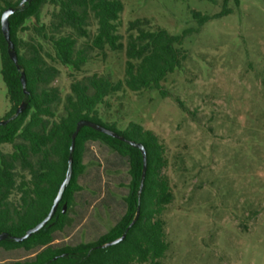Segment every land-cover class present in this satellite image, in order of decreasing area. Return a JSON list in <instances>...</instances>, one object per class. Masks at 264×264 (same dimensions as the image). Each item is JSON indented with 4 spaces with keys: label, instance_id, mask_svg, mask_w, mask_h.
<instances>
[{
    "label": "rangeland",
    "instance_id": "obj_1",
    "mask_svg": "<svg viewBox=\"0 0 264 264\" xmlns=\"http://www.w3.org/2000/svg\"><path fill=\"white\" fill-rule=\"evenodd\" d=\"M122 2L119 33L125 46L136 20H149L151 30L186 34L180 46L186 61L163 83L167 97L158 90L124 88L99 107L103 123L116 124L119 131L139 124L166 146L164 173L174 202L164 216L170 250L163 264H264V0ZM224 10L231 13L222 16ZM53 11L44 7L40 21L29 20L21 37L40 42L48 63L60 71L58 120L72 83L93 74L123 81L127 57L125 49L89 50L81 72L53 62L47 57L55 56L52 44L34 31L51 23ZM195 14L211 19L200 27ZM97 27L91 19L90 37L79 39L78 48H90ZM10 110L0 61V122ZM1 150L11 153L12 147ZM84 163L82 191L66 209L56 248L97 242L126 213L128 161L106 144L90 142ZM17 172L25 174L20 166ZM37 252L0 249V264L29 260Z\"/></svg>",
    "mask_w": 264,
    "mask_h": 264
},
{
    "label": "trees",
    "instance_id": "obj_2",
    "mask_svg": "<svg viewBox=\"0 0 264 264\" xmlns=\"http://www.w3.org/2000/svg\"><path fill=\"white\" fill-rule=\"evenodd\" d=\"M23 1L0 0L1 75L11 104V110L3 119L7 124L0 126V234L21 238L47 218L66 179L72 136L80 121L100 124L127 140L144 145L148 169L140 195L144 169L142 152L127 142L84 127L76 138L73 177L54 218L24 242L0 241V249L7 252L38 250L31 259L11 264H163L170 250L164 216L174 202L170 180L164 173L169 166L166 146L153 131L139 124L131 123L126 130L119 131L116 124L103 123L99 107L124 88L135 93L158 90L167 97L163 83L186 61L180 48L186 34L173 36L164 28L151 30L149 20H136L129 24L130 35L125 46L119 33L124 11L122 0H28L22 5ZM235 2L238 4L239 0ZM48 5L54 7L51 23L35 27L34 31L38 38L52 44L55 56L47 57L53 62L81 72L90 60L89 50L104 51L109 47L117 52L125 49L127 57L123 81L114 82L108 76L93 74L72 83L64 99L65 115L58 120L56 107L63 103L60 71L48 63L40 42L25 41L21 37L29 29L27 22L40 21ZM10 8L15 10L10 17V30L21 70L10 59L2 33L1 19ZM228 13L231 12L224 10L222 16ZM91 19L97 22V33L90 48H78L79 39L90 37ZM195 19L202 27L211 18L195 14ZM64 29L72 32L61 35ZM23 72L28 96L21 82ZM23 102H28V108L16 117ZM90 142L106 144L128 161L131 180L124 200L126 213L97 242L56 248L53 246L55 235L64 231L68 220L63 206L70 209L76 194L82 191L80 180L87 168L84 157ZM6 145L12 147L11 153L2 152ZM18 166L25 174H18ZM139 210L138 220L130 227ZM125 234V240L119 244L102 247Z\"/></svg>",
    "mask_w": 264,
    "mask_h": 264
},
{
    "label": "water",
    "instance_id": "obj_3",
    "mask_svg": "<svg viewBox=\"0 0 264 264\" xmlns=\"http://www.w3.org/2000/svg\"><path fill=\"white\" fill-rule=\"evenodd\" d=\"M26 1L28 0H24L22 2V5L23 3H25ZM15 13V10L13 8H10L8 10H6L2 16V19H1V24H2V33H3V36L8 44V54L10 56V59L14 62V64L17 66V68L19 70H21V66L19 65V58H18V54H17V51H16V47H15V44L13 43L12 41V38H11V30H10V17ZM21 82H22V86H23V89H24V93L26 96L29 95V92L27 91V78H26V74L23 72L22 73V76H21ZM28 108V102H23L21 104V106L18 108L17 112H16V117L22 115ZM7 122L6 121H1L0 122V126H4L6 125ZM84 127H89V128H92L100 133H103L107 136H110L112 138H115L117 140H120L122 142H127L130 146L134 147V148H137L139 149L141 152H142V155H143V160H144V169H143V174H142V182H141V187H140V192L139 194L141 195L142 192H143V189H144V184H145V180H146V174H147V169H148V159H147V150L146 148L144 147V145L140 144V143H137V142H134V141H130V140H127L125 137L121 136L120 134H118L117 132L113 131V130H110L108 128H106L105 126H102L100 124H97V123H94V122H91V121H88V120H83V121H80L78 124H77V128H76V131L74 132L73 136H72V145H71V149H70V153H71V156H70V159H69V168H68V172H67V175H66V179L65 181L63 182V184L61 185V188L59 190V193L54 201V204H53V207H52V210L51 212L49 213V215L47 216V218L41 222L40 224H38L35 228L29 230L25 236L21 237V238H17V237H10L9 234L7 233H3V234H0V241H5V240H8V239H12L16 242H24L26 241L27 239H29L32 235L38 233L39 231H41L42 229H44L48 223L54 218L62 200H63V197H64V193L67 189V187L69 186V184L71 183V180H72V177H73V153H74V150H75V145H76V138L77 136L79 135L80 131L84 128ZM66 209H67V205H64L63 206V213L65 214L66 213ZM139 215H140V210L138 211L137 213V217L136 219L134 220V222L131 224L130 227L134 226V224L136 223V221L138 220L139 218ZM126 238V234L123 235V237H121L120 239L118 240H115L113 242H110L108 244H105L104 246H102L103 248H108V247H111V246H114V245H117L119 244L120 242L124 241Z\"/></svg>",
    "mask_w": 264,
    "mask_h": 264
}]
</instances>
